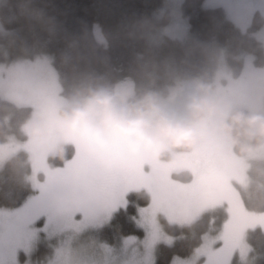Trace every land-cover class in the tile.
<instances>
[{
  "label": "rangeland",
  "instance_id": "rangeland-1",
  "mask_svg": "<svg viewBox=\"0 0 264 264\" xmlns=\"http://www.w3.org/2000/svg\"><path fill=\"white\" fill-rule=\"evenodd\" d=\"M180 1L157 2L155 13L167 9L170 16L149 40L188 35ZM203 3L221 5L242 30L254 9L264 16V0ZM93 31L98 39L103 38L96 27ZM254 34L264 48V21ZM250 57L245 53L241 73L231 76L220 50L212 80L226 103L264 113V65L252 64ZM0 94L33 107L22 127L24 138L12 135L0 143V166L18 150L28 152L32 185V191L16 207L0 205V264H154L157 244L171 243L175 238L164 231L162 218L187 224L217 206L227 211L219 229L206 232L189 255L174 257L168 264L252 263L245 234L252 226L264 225V212L243 208L235 183H247L249 160L263 157L264 152L236 154L223 135H210L206 128L188 150L163 147L154 153L143 149L131 153L116 140L110 152L90 148L92 142L87 136L69 133L57 118L56 102L63 95L47 54L0 63ZM66 143L73 145L72 154L61 164L50 163L47 155L58 154ZM162 151L170 156L162 157ZM119 152L122 164L115 158ZM179 170H188L189 179L172 175ZM144 193L148 200L140 205L135 199ZM129 194H133V202ZM130 202L134 203L131 217L141 235H115L113 231L112 242L99 238V229ZM39 242L49 248V254L40 260L34 255Z\"/></svg>",
  "mask_w": 264,
  "mask_h": 264
},
{
  "label": "trees",
  "instance_id": "trees-1",
  "mask_svg": "<svg viewBox=\"0 0 264 264\" xmlns=\"http://www.w3.org/2000/svg\"><path fill=\"white\" fill-rule=\"evenodd\" d=\"M158 1L1 0L0 63L36 54L49 55L63 96L77 79L89 76L101 77L109 84L129 78L132 86L147 85L146 73L153 78L152 86L165 83L170 74L176 73L205 75L212 80L220 50L224 51L231 76L241 73L245 53L251 54L252 64L264 65V48L254 34L264 21L259 9L253 10L249 24L242 30L221 5H207L204 0H181L179 9L188 23V35H166L154 42L149 37L166 24L170 16L167 9L155 13ZM94 27L102 39L95 36ZM239 107L249 111L243 105ZM32 111V104H17L0 94V143L12 135L24 138L22 127ZM192 142L173 148L188 150ZM232 150L240 154L234 145ZM72 152L73 145L66 143L58 154H49L47 159L52 164H61ZM160 153L162 157L170 156L165 151ZM115 158L121 162V152ZM248 163L247 183H235L236 191L243 208L264 212V197L252 192L257 183L264 185V156L251 158ZM30 170L31 161L26 150H18L3 161L0 166V205L16 207L32 191ZM172 175L186 180L190 172L179 170L173 171ZM132 195L129 194V199L133 202ZM135 200L143 205L148 196L144 193ZM132 202L114 212L109 224L99 229V238L112 242L113 231L115 235H141V229L131 217L134 212ZM226 216L225 207L217 206L204 210L187 224L162 218L164 231L175 238L171 243L157 244L154 264H168L174 257L189 255L206 232L219 229ZM245 240L252 257L251 264H264V225L248 228ZM48 254L49 248L39 242L34 255L40 260Z\"/></svg>",
  "mask_w": 264,
  "mask_h": 264
},
{
  "label": "clouds",
  "instance_id": "clouds-1",
  "mask_svg": "<svg viewBox=\"0 0 264 264\" xmlns=\"http://www.w3.org/2000/svg\"><path fill=\"white\" fill-rule=\"evenodd\" d=\"M132 86L129 78L109 84L83 77L56 102V114L71 134L84 135L100 150L113 140L129 152H156L190 144L202 129L223 135L244 155L264 152V113L226 103L215 81L205 75L170 74L165 83ZM259 189V190H258ZM252 192L264 197V185Z\"/></svg>",
  "mask_w": 264,
  "mask_h": 264
},
{
  "label": "flooded vegetation",
  "instance_id": "flooded-vegetation-1",
  "mask_svg": "<svg viewBox=\"0 0 264 264\" xmlns=\"http://www.w3.org/2000/svg\"><path fill=\"white\" fill-rule=\"evenodd\" d=\"M88 145H89V147H90V148H91L92 146H93V147H96V145H95V144H93V143H91V144L89 143ZM89 170H91V169H89ZM84 179H85V178H84ZM88 179H89V178H88ZM76 184H77V183H76ZM74 189H75V188H74ZM93 191H94V190H92V192H91V193H93ZM79 193H80V191H79ZM77 198H78V197H77Z\"/></svg>",
  "mask_w": 264,
  "mask_h": 264
}]
</instances>
